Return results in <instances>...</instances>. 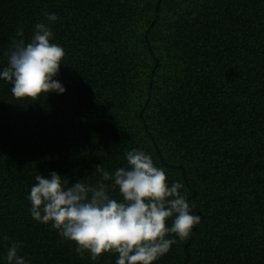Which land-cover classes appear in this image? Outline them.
Segmentation results:
<instances>
[{
	"label": "trees",
	"instance_id": "16d2710c",
	"mask_svg": "<svg viewBox=\"0 0 264 264\" xmlns=\"http://www.w3.org/2000/svg\"><path fill=\"white\" fill-rule=\"evenodd\" d=\"M41 22L65 92L17 100L0 79V264L13 242L26 264H116L81 257L28 197L40 174L96 184L133 149L200 217L154 264H264V0H0V71Z\"/></svg>",
	"mask_w": 264,
	"mask_h": 264
},
{
	"label": "clouds",
	"instance_id": "9594fccd",
	"mask_svg": "<svg viewBox=\"0 0 264 264\" xmlns=\"http://www.w3.org/2000/svg\"><path fill=\"white\" fill-rule=\"evenodd\" d=\"M44 16L49 23L57 20L55 13L45 12ZM16 36L23 37L22 28ZM52 38L49 24L41 22L35 25L29 43L22 38L13 40L0 79L12 85L11 93L17 100L65 92L54 79L65 53ZM125 157L126 166L112 174L98 165L94 174L102 180L96 184L83 179L66 187L67 181L55 172L47 178L37 175L28 197L32 218L51 223L62 238L76 245L81 257L87 252L96 260L105 253H115L116 264H154L177 243L166 237L171 233L180 241L187 239L200 217L191 214L190 204L180 192L183 185L173 182L169 186L165 171L155 166L150 155L133 149ZM110 189H118L122 199L112 198ZM21 246L13 242L7 249L8 264H26L18 255Z\"/></svg>",
	"mask_w": 264,
	"mask_h": 264
}]
</instances>
